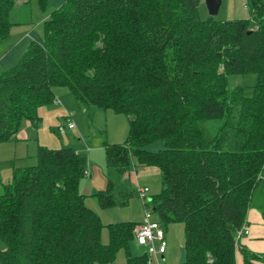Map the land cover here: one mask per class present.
Segmentation results:
<instances>
[{
  "label": "trees",
  "instance_id": "trees-1",
  "mask_svg": "<svg viewBox=\"0 0 264 264\" xmlns=\"http://www.w3.org/2000/svg\"><path fill=\"white\" fill-rule=\"evenodd\" d=\"M15 1L0 0V42ZM199 3L63 0L43 23V42L0 75V142L39 121L56 87L85 107L130 116L126 141L104 142L106 167L122 177L135 166L159 170L162 189L149 207L165 225H183L182 264H236V253L243 264H264L236 239L250 208L264 220V207L253 205L264 193V3L245 0L249 18L223 22L200 20ZM249 73L257 79L250 97L228 89L229 75ZM216 120L213 134L199 127ZM156 140L162 150H145ZM36 158L0 195V264H111L135 225L111 224L100 242L101 221L79 192L87 155L40 147ZM132 194L116 196L108 181L95 197L108 208ZM147 259L126 254L127 264Z\"/></svg>",
  "mask_w": 264,
  "mask_h": 264
},
{
  "label": "rangeland",
  "instance_id": "rangeland-1",
  "mask_svg": "<svg viewBox=\"0 0 264 264\" xmlns=\"http://www.w3.org/2000/svg\"><path fill=\"white\" fill-rule=\"evenodd\" d=\"M261 1L264 3L263 0ZM62 3L63 0H46V8L41 10L37 0H30L22 7L13 11L9 17L10 22L13 23L12 37H10V39L6 38L4 41L0 42V52L6 47H10L14 44V39L18 32L21 34L20 37H24L27 40L29 38L30 40H28L25 47H14V50L13 47H11V55L15 56L16 54L18 58L15 62H12L10 66H6L9 64L4 66L1 65L0 75H2L6 69H10L17 63L19 57L27 49L29 41H32L31 39L34 38L37 43L43 42L44 20L52 11L58 9ZM245 4V0H221L219 11L213 18L220 22L248 19L249 11L244 7ZM198 15L202 21L210 17L204 0H200ZM30 31H33L31 35L29 34ZM26 34H28L29 37H25L24 35ZM20 52L21 54L18 56ZM256 81V75L252 73L245 75L232 74L227 77V86L230 91L242 89L245 96L250 97L253 94ZM62 90L69 94L67 89ZM69 96H71L69 97L71 102L70 106L67 105L66 108H63V106L60 105V107L51 110L52 117L50 119H48L49 116L44 119L43 127H45L48 134L51 135L49 138L54 143V146H50L48 149L78 148L82 149L87 155V170L89 174L88 176L85 174V177L81 179L79 192L84 195L85 206L93 211L100 219L102 226L100 231V242L102 244H107L109 241V225L131 223L135 225L134 229H136L137 226L142 223L144 217L141 201L136 194V189L134 190L133 186L130 184L129 177L117 176L112 169L106 167L104 142L108 145L114 143L123 144L128 135V118L131 120L132 117H127L124 114H116L108 110L94 112L93 110H96V108L80 105L72 99V95L69 94ZM43 109H46V106L39 110L38 113L40 118L47 115L43 114ZM66 113L71 114V120L76 128L74 130L58 132L57 127L65 124L64 119L61 120V124L59 120L62 116L64 117ZM222 122L221 120H216L201 121L198 123L199 127L204 130V132L213 134L214 131L221 126ZM98 123L100 126L96 128ZM22 124V126H24L26 122ZM52 129H54L53 133L55 134L50 132ZM11 142V140L8 142H0V195H2L4 187L12 183L15 169L20 167L27 168L37 164V155L35 152L25 156L26 149L23 147L21 148L23 155L20 154V156H16V154H14L16 153L14 152V144ZM162 149L163 142L161 140H156L145 147V150L151 153L158 152ZM131 172L133 176H136L138 188H148V198L152 199L160 194L162 189L161 176L156 167L135 166ZM108 181L113 183L114 194L116 196H118V192L133 191V194L128 197L125 204L108 208H103L99 205L95 194L106 190ZM117 199L121 201V198L118 197ZM253 205L259 206L260 209L264 207V193L257 192L254 195ZM151 220L160 224L164 233V243L166 245V251L159 257L158 263L154 258H151V264H182L185 258L183 225L181 223H170L165 225L161 221L159 215L154 212H152ZM259 226V224L256 226V230H258ZM252 228H255V226H252L251 229ZM155 246L158 247L157 242H155ZM5 248V244L0 240V250H4ZM145 250V247L139 246L134 239H131L127 247L121 248L116 252L115 258L111 264H127V252H129L131 256H140L146 254Z\"/></svg>",
  "mask_w": 264,
  "mask_h": 264
},
{
  "label": "crops",
  "instance_id": "crops-1",
  "mask_svg": "<svg viewBox=\"0 0 264 264\" xmlns=\"http://www.w3.org/2000/svg\"><path fill=\"white\" fill-rule=\"evenodd\" d=\"M28 1H30V0H16L15 1V7L12 10V12L10 13V15L13 13V11L17 10V8H19V7H22ZM49 15H48V17H49ZM15 25H18V24H15ZM12 30H13V25L10 28L9 35H8L7 39H10V37H12L11 36ZM32 33H33V31H30L29 34L31 35ZM20 35L21 34L18 32L16 38L14 39V44L11 45L10 47L9 46L6 47L5 49H3L0 52V66L1 65L4 66L6 64H9V65H6V66H10V64H12V62H15L17 60L18 57H16V54H15V56L11 55V47H13V50H14V47L15 48H18L19 46H24L25 47L27 42H28V40H30L29 38L27 40L24 37H20ZM24 36L25 37H29L28 34H26ZM31 40H32L31 42H36L34 38L31 39ZM31 42L29 41L28 45ZM20 54H21V52L18 54V56ZM62 89H66V88L56 87V88L53 89L54 96H55L54 101L50 105L46 106V109L42 110L43 114H47V115H44L42 118H40L39 121H36L34 123L26 122V124L21 127V129L18 132V134L11 140L12 141L11 143L14 144V152H16L14 154H16V156L17 155L20 156V154L23 155L22 150H21V148H23V147L26 149L25 156H28L30 154H33L34 152L37 155L38 150H39L40 147L48 148L50 146H54V143L49 138V137H51V135L48 134L46 128L43 127V122H44V119L47 118L48 116H49L48 119H50L52 117L51 110L56 109L57 107H60V105H62L63 108H66L67 105H69V106L71 105L70 104L71 103L70 102V98H69V97H71V96H69V94L71 95V93L68 91L69 94H67ZM72 99H74V98L72 97ZM93 111L94 112H96V111L98 112L99 110L96 109V110H93ZM67 115L71 116V114L66 113L65 116L64 117L62 116L61 119L59 120L60 124L62 122L61 120L65 119V117ZM128 122H129V118H128ZM99 126H100V124L98 123L96 128H98ZM50 132L53 133L54 129L50 130ZM96 132H101V131H96ZM53 134H55V133H53ZM69 148H71V147H69ZM71 149H73V148H71ZM74 150L83 151L82 149H78V148L74 149ZM87 165H88V161H87ZM17 169H19V168H17ZM88 173H89V171H88ZM127 177H129V182H130V184L133 186V188L135 190L136 187H137L136 176H133L132 172H131ZM252 220H253V222H252ZM245 221H246L245 222L246 226L249 229V235L247 237H245V238H242V240H240V245L245 247V248H247L249 251H251V252H253L255 254H264V228H263L264 227V220L262 218V215H261L260 211L257 208H254V207L250 208L248 210V212H247V216H246V220ZM258 224L260 226H259L258 230H256V226ZM252 226H255V228L251 229ZM236 264H243L239 253H236ZM254 264H262V263L255 262Z\"/></svg>",
  "mask_w": 264,
  "mask_h": 264
},
{
  "label": "built area",
  "instance_id": "built-area-1",
  "mask_svg": "<svg viewBox=\"0 0 264 264\" xmlns=\"http://www.w3.org/2000/svg\"><path fill=\"white\" fill-rule=\"evenodd\" d=\"M64 120L65 124L57 127L58 132L74 130L76 128L70 115H67ZM148 192V188L136 187V194L141 201L144 210V217L142 223L137 226L136 229H133V239L139 246L146 248L145 251L148 256L147 264H151V258H154L158 263L159 257L166 251V245L164 243V233L160 224L151 220L152 210L149 207L151 199L147 197ZM248 235L249 230L244 224L242 228L236 232V239L241 240V238L247 237ZM155 242L158 243V247L155 246Z\"/></svg>",
  "mask_w": 264,
  "mask_h": 264
},
{
  "label": "water",
  "instance_id": "water-1",
  "mask_svg": "<svg viewBox=\"0 0 264 264\" xmlns=\"http://www.w3.org/2000/svg\"><path fill=\"white\" fill-rule=\"evenodd\" d=\"M205 6L207 8L210 17L216 16L219 7L221 5V0H204Z\"/></svg>",
  "mask_w": 264,
  "mask_h": 264
}]
</instances>
